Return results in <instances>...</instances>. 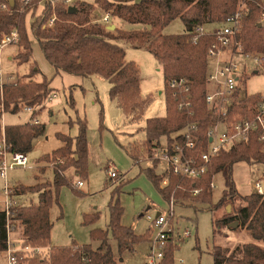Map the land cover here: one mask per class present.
<instances>
[{
  "label": "trees",
  "instance_id": "obj_1",
  "mask_svg": "<svg viewBox=\"0 0 264 264\" xmlns=\"http://www.w3.org/2000/svg\"><path fill=\"white\" fill-rule=\"evenodd\" d=\"M239 0H94L92 4L73 2L70 5L61 0H0V40L4 35L17 33L14 44L18 47L15 60L19 64L32 63V69L24 80L4 84L0 87V121L4 113L17 114L26 109L34 112L24 124L1 126L0 142H3L6 154L24 153L32 150L33 142L44 135L45 126L33 123L40 113V108L51 94L48 81L43 77L35 81L39 73L32 60V48L25 28V16L42 7L41 13L31 22L30 31L37 41L40 51L53 69L54 75L68 74L81 78L98 76L110 84L109 97L125 114L131 115L133 121H139L150 103V99L140 96V72L138 66L125 59V49L116 41H126L133 49H145L157 61L164 81L165 112L164 118L147 119L143 132L145 142L141 148L132 147L128 154L134 165L139 164V154L148 156L163 150L160 138H165L171 147L177 134L187 123H197L196 136L202 142V136L213 119L204 103L207 46L212 42L211 34L192 37L193 31L202 25L224 22L233 15ZM75 8L69 13L68 8ZM99 11V18L94 13ZM259 9L253 2H248L241 21L240 40L243 52L264 55V26L257 27ZM55 16L52 27L48 21ZM108 16V24L103 18ZM179 19L184 27L181 35H162V31L174 20ZM107 25L115 27L107 31ZM124 26H127L125 28ZM184 79L190 86L192 117L177 110V97L169 89L171 80ZM247 77L244 78L245 83ZM263 101L257 96L246 97L237 107L230 109L231 117L252 114L255 106ZM43 109V108H42ZM77 135L73 139L58 133L62 146L43 155L35 163L40 172H45L50 165L52 181L33 187L19 186L12 189L9 197L37 194L38 201L29 206H14L7 211H0V253L10 250V229L20 228L22 248H46L50 246L52 223L50 209L59 207L58 219L62 218L58 202L59 191L69 187L73 194L82 196L78 191V181L88 175V150L86 141V123L77 119ZM196 155L197 150L191 152ZM245 162L264 166V146L252 135L246 143L235 145L228 151H221L207 165L206 174L198 180L171 177L166 188L160 187L161 177L152 168L142 170L162 200L174 203L182 200L209 205L212 202L210 183L213 176L221 174L224 179V191L220 200L211 206V212L223 210L224 217L213 220V238L221 230L239 227L250 235L252 243L244 244L240 249L229 253L219 245H214L209 252L212 264H264V196L238 194L232 179L235 164ZM72 172L78 183H71L67 174ZM264 179V174H263ZM122 183L114 187L107 205V229H94L90 240L98 242L93 249L90 244L70 247H51L49 264H117L110 247V240L116 243L117 254L121 257L131 252L134 245L149 240L146 235H136L130 228L121 225L123 208L119 201ZM199 191L194 195V191ZM231 209V213L228 210ZM98 212L83 216V225L94 224ZM262 244V245H261ZM174 245L172 232L167 234L164 258L160 264H174ZM195 249H199L196 244ZM23 253V252H22ZM17 256L18 264L25 260L27 264H44L37 257Z\"/></svg>",
  "mask_w": 264,
  "mask_h": 264
},
{
  "label": "rangeland",
  "instance_id": "obj_2",
  "mask_svg": "<svg viewBox=\"0 0 264 264\" xmlns=\"http://www.w3.org/2000/svg\"><path fill=\"white\" fill-rule=\"evenodd\" d=\"M73 2L92 4L94 0H73ZM70 4L71 2L68 5ZM41 10L42 7L39 6L34 16L31 13L25 16V28L31 43L32 60L39 70L34 80L41 81L44 77L52 90L49 98L43 103V107L33 108L34 110L40 108V113L32 122L43 124L45 133L33 142L32 150L27 154L28 168H15L7 172L6 181L0 178V211L5 210V200L8 198L4 193L6 187L9 188V194L15 187H33L52 181L53 166L50 165L42 173L35 162L43 155L50 154L62 146V143L56 139V134L61 133L73 139L76 137L77 119H82L86 123L89 170L87 178L78 181L83 183V186L78 189L82 196L73 194L66 186L59 191L58 202L61 206L62 218L58 219L59 207L53 205L50 209L52 223L50 246L38 248L40 251L37 254L18 251L22 249L21 229L18 227L9 233L10 250L13 251L11 255L16 252L22 254V260L35 256L36 262L44 260V264H49L51 247H70L74 243L77 246L90 244L93 249H96L99 243L90 240V232L94 229H107V205L110 193L114 187L122 183L119 196L123 208L121 225L130 228L136 235L148 236L149 240L146 239L134 245L131 252H125L121 257L117 254L116 243L112 239L109 242L110 247L117 264H148L150 244L156 239L160 230L153 227L145 217L155 218L158 213L167 216L168 202L161 199L142 172L147 168L154 169L155 164L152 163L150 156L146 153L139 154V164L134 165L128 150L134 146L141 148V144L145 142L143 128L147 119L164 118L166 115L164 81L160 67L156 59L145 49H133L126 41H116L124 47L125 59L135 63L139 68L141 98L150 99L143 117L139 121H133L131 115L123 113L116 102L110 99V84L107 80L98 76L81 78L68 74L54 75L53 69L45 61L30 31L31 22L41 13ZM99 14H101L99 11L95 12L94 18H99ZM124 27L127 28V26ZM207 27L213 29L215 26L207 25ZM182 33H184V27L179 19L172 21L162 31V35H181ZM239 41L241 42L240 35ZM17 53L18 47L14 43L0 48V79L3 84L24 80L32 69L31 62L19 64L15 60ZM259 56L264 57V55ZM239 62L244 64L240 59ZM243 76L247 79L243 83V78L239 86L240 97L257 96L264 102V73H252V66L247 64ZM52 96H54L53 99ZM33 112L23 110L17 114L4 113L0 125L24 124L30 120ZM174 136L176 137L177 134L172 135ZM159 144L161 148H164L167 145L166 139L160 138ZM108 165L113 166L119 173L118 179L113 182L108 178ZM263 174L264 166L262 165L245 162L235 164L232 168V179L238 194L241 196L255 194L254 184L257 181L261 182L264 192ZM67 179L71 183H78L72 172L67 174ZM211 182L215 188L210 190L212 202L209 205L188 200L174 204L173 216L169 219L174 245L177 246L173 254L174 264H212L209 252L214 245H219L231 253L240 249L242 245L253 242L248 232L239 227L223 229L213 238V220L224 217L225 213L223 210L211 212L210 207L220 200L224 191V179L221 174H218L212 177ZM37 197V194H25L13 197L11 201L15 206L25 207L37 203ZM95 212L99 214L98 220L94 224L84 226L83 216ZM228 212L231 213V209ZM185 234L189 237H184ZM196 244L199 247L198 250L195 249ZM14 257L17 260V256ZM30 260L33 259L27 261ZM27 261L25 260L22 264H27ZM0 264H9L7 253H0Z\"/></svg>",
  "mask_w": 264,
  "mask_h": 264
},
{
  "label": "built area",
  "instance_id": "obj_3",
  "mask_svg": "<svg viewBox=\"0 0 264 264\" xmlns=\"http://www.w3.org/2000/svg\"><path fill=\"white\" fill-rule=\"evenodd\" d=\"M49 1V0H46ZM73 0H62L63 3L69 4ZM248 2H253L259 9L257 24L264 26V0H239L236 12L228 17L224 22L214 25L213 29L207 25L197 27L192 37L197 40L198 36L211 34L212 42L207 46L205 57L207 60V73L205 79V96L204 103L209 111L213 121L206 128L202 142H199L198 124L187 123L181 129L171 147L167 145L163 150H158L150 157L155 164L153 171L161 177L160 187L166 188L170 184L171 177H180L190 180L201 179L207 172L208 163L216 157L221 151H228L235 145L246 143L252 135H256L258 142L264 146V102L254 107L252 114L242 116H233L229 114L230 109L237 107L243 99L240 97V84L244 78L246 65L252 66V73H264V57L259 55H250L242 51V44L239 41L241 21L246 10ZM4 7L1 6L0 10ZM56 18L51 17L47 26H53ZM108 24V16L103 18ZM17 39V33L13 32L9 36L4 35L0 40V48L7 44H12ZM239 59L244 64L239 62ZM0 79V87L3 86ZM169 89L173 90L177 97V110L185 113L187 117H192V105L190 86L184 79L171 80L168 82ZM27 112H33L32 109H26ZM197 150V154L191 152ZM8 158V160H7ZM28 168L27 154L14 153L6 154L4 152L3 142H0V178L6 181L7 172L15 169ZM108 178L113 182L118 179L119 173L113 166L108 165ZM83 183H78V188ZM211 191L215 188L213 182L209 185ZM255 193L264 196L261 182L254 184ZM5 195L8 197V189L5 188ZM199 191H194V195ZM6 201V202H5ZM5 210L15 206L11 199L6 198ZM174 199L168 201L167 216L158 213L155 218L146 216L145 219L150 224L160 230L158 236L152 241L149 263L160 264L164 258V249L166 245L167 234L172 232L169 228V219L174 212ZM13 228L10 229V231ZM184 237H189L185 234ZM18 251L39 253L38 248H22ZM13 251H7L9 264H18Z\"/></svg>",
  "mask_w": 264,
  "mask_h": 264
},
{
  "label": "water",
  "instance_id": "obj_4",
  "mask_svg": "<svg viewBox=\"0 0 264 264\" xmlns=\"http://www.w3.org/2000/svg\"><path fill=\"white\" fill-rule=\"evenodd\" d=\"M68 11H69V13L75 12V8L69 7L68 8ZM257 27L260 28L261 26L260 25H257ZM114 29H115V27L112 26V25L106 28L107 31H114Z\"/></svg>",
  "mask_w": 264,
  "mask_h": 264
},
{
  "label": "crops",
  "instance_id": "obj_5",
  "mask_svg": "<svg viewBox=\"0 0 264 264\" xmlns=\"http://www.w3.org/2000/svg\"><path fill=\"white\" fill-rule=\"evenodd\" d=\"M61 75V74H60ZM35 78V77H34ZM49 98V97H48ZM52 99L54 98V96H52L51 97ZM51 98L50 99H48L49 101L51 100ZM31 117V116H30ZM7 189H9L8 187H6ZM8 198L10 199V197H9V194H8ZM13 199V198H12ZM14 203V202H13ZM15 205V204H14ZM17 206V205H16ZM1 211H3V209L1 210ZM6 252H4V254H5Z\"/></svg>",
  "mask_w": 264,
  "mask_h": 264
}]
</instances>
